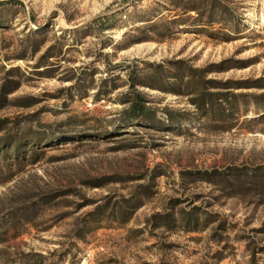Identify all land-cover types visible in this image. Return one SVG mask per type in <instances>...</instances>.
<instances>
[{"label":"rangeland","instance_id":"1","mask_svg":"<svg viewBox=\"0 0 264 264\" xmlns=\"http://www.w3.org/2000/svg\"><path fill=\"white\" fill-rule=\"evenodd\" d=\"M18 1L0 264H264V0Z\"/></svg>","mask_w":264,"mask_h":264},{"label":"trees","instance_id":"2","mask_svg":"<svg viewBox=\"0 0 264 264\" xmlns=\"http://www.w3.org/2000/svg\"><path fill=\"white\" fill-rule=\"evenodd\" d=\"M10 1H12V2H19L18 0H10ZM139 101H140V98L138 97L137 100H135V102L133 104H131V109L133 111H136L137 110L136 113L138 115L139 114H142L143 111H144V109H145L144 105H142ZM137 114L134 115V117L137 116Z\"/></svg>","mask_w":264,"mask_h":264}]
</instances>
